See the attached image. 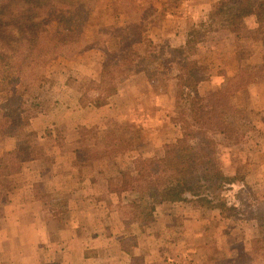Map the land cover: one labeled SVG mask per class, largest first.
Wrapping results in <instances>:
<instances>
[{
    "label": "rangeland",
    "instance_id": "rangeland-1",
    "mask_svg": "<svg viewBox=\"0 0 264 264\" xmlns=\"http://www.w3.org/2000/svg\"><path fill=\"white\" fill-rule=\"evenodd\" d=\"M223 1L65 0L63 9L70 14L76 15L70 5L84 7L73 37L22 75H16L17 60H9L15 68L9 88L27 91V105L38 95L42 107L30 113L52 112L56 122L46 129L34 124L36 150L18 158L21 171L12 177L14 190L7 203L0 202V264H18L38 252L49 257L22 237L29 224H43L45 247L48 242L62 247L61 228L68 227V235H89L85 216L111 223L108 241L87 242L85 255L92 264H264V0H252L256 13L234 16L228 27L221 26L224 17L211 15ZM46 17L41 15L40 22ZM49 22L50 36L61 34L56 22ZM193 29L198 37L191 59L204 79L197 87L199 97L211 98V123L228 131L207 136L215 143L219 170L231 181L206 192L205 201L188 197L135 217L134 196L117 198L108 193L107 181L134 160L160 158L193 123L177 92L179 58L169 53ZM134 52L146 57L144 63L139 60L143 64L135 66ZM124 57L136 59L125 66L127 72L117 73L118 66L116 73L111 70ZM106 61L111 63L106 80L99 82ZM32 75L45 80L42 88ZM109 82L117 84V91L107 98L103 91ZM97 101L103 105L94 107ZM10 146L0 139V155ZM211 201L221 203L222 212ZM57 250L49 264H61ZM69 253L65 262L78 264L79 250Z\"/></svg>",
    "mask_w": 264,
    "mask_h": 264
},
{
    "label": "trees",
    "instance_id": "trees-1",
    "mask_svg": "<svg viewBox=\"0 0 264 264\" xmlns=\"http://www.w3.org/2000/svg\"><path fill=\"white\" fill-rule=\"evenodd\" d=\"M172 1L178 2V0ZM231 1L224 0L211 14L224 17L222 27H228L231 23L230 18L234 16L246 18L256 13L252 0H236V3L229 5ZM64 6L65 8L67 6L65 0H0V63L3 65L0 70V94L6 92L0 98L2 99L0 100V139L3 143L10 142L12 147V150L7 151L5 155H0V202L7 203L14 190L11 186L12 177L21 171V164L17 162L18 158H24L31 151L36 150L34 145L36 132L30 128V121L36 115L30 111H38L42 107L38 95H34L27 105V91L9 88L7 81L13 77L15 70L14 66L11 67L9 60H17L16 75H22L25 68H31L38 58H44L55 52L56 46L64 44L69 36L73 37L70 32L81 26L78 14L84 7L80 4L70 5L71 10L76 13L74 15L65 11ZM66 13L67 16H65ZM52 14L53 16L50 17ZM41 15L47 16L43 23L40 22ZM51 18L58 25L57 31L61 32V34L54 33V37L47 31ZM262 18L264 16L260 19ZM64 32L69 34L64 35ZM197 35L198 31L193 29L186 35L184 44L169 50L175 58H179L177 62L180 73L175 77L177 92L187 104L185 114L189 117L188 121L193 123L183 127L181 138L167 145L160 158L134 160L131 168L120 170L116 177L107 181L108 193L117 198L122 197L123 194L134 196L130 206L132 210L138 212L135 217L153 213L157 205L183 202L188 197L205 201L209 199L206 192L215 186L218 187L217 184H229L231 181L219 170L216 164L215 143L207 136L209 132L216 130L221 134H228V131L222 130L221 125L211 123L212 117L209 116L210 110H208L211 98H202L198 94L197 87L204 80L201 76L202 68L196 60L191 59L195 53ZM6 51H9L11 57L5 54ZM133 55H136L135 58L138 59L135 66L144 63L146 57L135 52ZM135 60L124 57L119 60L121 62L111 66L113 68L111 70L115 71L118 66L120 69L117 73L124 74L127 72L125 66ZM108 65L111 63L106 61L100 73L99 82L106 80ZM9 67H11L10 72ZM4 70H8L5 75ZM32 79L40 80L38 89L43 87L45 80L41 77L38 79L33 76ZM111 79L113 80V76ZM116 91L117 84L109 82L103 92L108 98ZM102 105V101H97L93 106L98 108ZM211 205L213 209H219L220 212L224 209L221 203L211 201Z\"/></svg>",
    "mask_w": 264,
    "mask_h": 264
},
{
    "label": "crops",
    "instance_id": "crops-1",
    "mask_svg": "<svg viewBox=\"0 0 264 264\" xmlns=\"http://www.w3.org/2000/svg\"><path fill=\"white\" fill-rule=\"evenodd\" d=\"M251 17V16H248ZM247 18V17H246ZM77 104L78 103V99H77ZM58 104H55V106H57ZM83 107H80L81 111ZM54 109V108H53ZM44 114H41L40 116H36L34 118L31 119L30 121V128L31 130H33L34 132H37L34 124H37V122L43 123V126L45 127V129L47 127H49V125H54L55 124V118L53 117V113L52 112H47ZM38 119V120H37ZM44 129V130H45ZM41 131V129H39ZM39 131V132H40ZM38 133V132H37ZM9 150H12V147L10 146V148H7L5 150H3V152H7ZM35 183V182H34ZM31 183V189L29 192V200L32 202H35V195L33 193V184ZM20 190V189H18ZM23 191V190H20ZM11 205V204H9ZM90 216V214H88ZM85 220V227H89L90 228V233L89 235H84V237L81 236V234H79L77 231L75 233H73L72 235H68L67 234V230H69L68 227L65 228H61V230H59V232L57 233V238H62V240L59 242V244H63L62 247L57 246V244H55V246L53 244H46V247L44 246L45 239L47 238V234L45 231L43 230H39L40 228L43 227V224L41 223H34V224H29L28 227V235L26 236H22L14 234V237H27L28 241L31 245L35 244L39 247L44 248L45 252L48 253L47 256L49 257H45L43 259V257H41V253H35V254H27L26 256H23L21 259H19V263L18 264H49L51 262H54L57 258V253L58 250L57 248H59V252H61V264H69V262H65V260L70 259V253L69 250H76L81 253V260H79L78 264H92L91 262V257L88 258V256H86L85 251H87V242H93L94 244L96 243H101L102 241L105 240H109L110 236L108 231H110V227H111V223L108 222V220H100L98 222H95L94 219L89 218L87 216L84 217ZM64 224H66V222H64ZM14 225V224H13ZM12 225V226H13ZM16 226V224H15ZM32 229H38V231H32ZM21 232V230H20ZM71 233V232H70ZM42 245V246H40ZM97 248V247H95ZM101 248H99V254H100ZM35 252V251H34ZM98 254L97 258L100 256ZM100 262V261H99Z\"/></svg>",
    "mask_w": 264,
    "mask_h": 264
}]
</instances>
